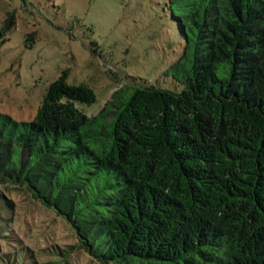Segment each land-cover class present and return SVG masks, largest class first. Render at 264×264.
Returning <instances> with one entry per match:
<instances>
[{
    "label": "trees",
    "instance_id": "obj_1",
    "mask_svg": "<svg viewBox=\"0 0 264 264\" xmlns=\"http://www.w3.org/2000/svg\"><path fill=\"white\" fill-rule=\"evenodd\" d=\"M176 1L182 90L125 84L88 116L94 90L65 71L31 121L0 114V187L100 264H264V0Z\"/></svg>",
    "mask_w": 264,
    "mask_h": 264
},
{
    "label": "rangeland",
    "instance_id": "obj_2",
    "mask_svg": "<svg viewBox=\"0 0 264 264\" xmlns=\"http://www.w3.org/2000/svg\"><path fill=\"white\" fill-rule=\"evenodd\" d=\"M176 0H0V114L31 121L50 84L69 71L85 84L95 115L125 84L181 91L167 73L180 42ZM0 254L22 251L32 264H100L72 227L13 187H0ZM73 247V248H72Z\"/></svg>",
    "mask_w": 264,
    "mask_h": 264
}]
</instances>
